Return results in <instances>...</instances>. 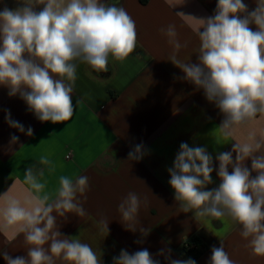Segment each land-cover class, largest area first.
<instances>
[{
	"label": "clouds",
	"instance_id": "1",
	"mask_svg": "<svg viewBox=\"0 0 264 264\" xmlns=\"http://www.w3.org/2000/svg\"><path fill=\"white\" fill-rule=\"evenodd\" d=\"M43 5L37 10V6ZM177 16L198 22L197 63L184 62L178 52L181 43L174 24L160 31L168 38L173 51L170 62L182 70L183 79L204 91L209 102L223 115L218 129L224 137H234L237 129L264 116V0L248 11L243 0H217L214 15L197 19L183 12ZM255 25L254 31L250 25ZM202 29V30H201ZM137 45L136 24L122 6L101 0H22L21 6L0 10V86L8 95L24 100L41 122L69 121L75 112L72 93L77 79V62L95 72H106L111 57L123 62ZM91 75V74H90ZM10 127L24 132L23 125L6 116ZM32 136L31 127L27 129ZM18 141L12 136L11 142ZM43 142V141H41ZM143 145H136L128 160L139 161ZM235 153V160H233ZM251 159V169L245 161ZM219 186L213 183V157L205 147L180 144L173 167L168 169L169 184L181 212L207 221L228 218L240 227L254 256H264V135L254 132L232 150L217 155ZM40 163L50 165L47 156ZM231 167V172H229ZM256 172L253 177L252 172ZM44 172H39L43 177ZM23 195H10L11 188L0 195V232L23 234L26 256L12 258L3 253L6 264H102L89 244L79 236H64L58 229L57 216L74 213L87 215L78 194L89 190V177H59L55 193L45 191L46 183L31 167L23 181H16ZM140 196L129 192L119 203L122 220L138 223ZM57 216H54L53 213ZM108 232L107 220H101ZM128 230L136 231L134 227ZM142 233L149 230L140 228ZM47 245V246H46ZM158 255H163L161 251ZM167 258V257H166ZM113 264H159L147 249L130 254L121 250ZM170 264H196L193 259L170 260ZM209 264H236L225 251L223 242L213 246Z\"/></svg>",
	"mask_w": 264,
	"mask_h": 264
},
{
	"label": "crops",
	"instance_id": "2",
	"mask_svg": "<svg viewBox=\"0 0 264 264\" xmlns=\"http://www.w3.org/2000/svg\"><path fill=\"white\" fill-rule=\"evenodd\" d=\"M21 2L0 0V10L5 6L15 9ZM101 2L124 7L134 19V52L123 62L110 57L106 72H95L77 62L72 93L75 112L67 122L39 121L19 94L10 97L8 88L0 86V195L12 186L9 194L22 196L27 185L22 188L16 181H23L29 167L46 183L45 191L50 193L59 187L60 176L87 175L89 190L78 194L87 215H53L57 216L61 234L79 236L101 255L102 264H113L122 249L130 254L147 249L159 264H170V260H185L184 244L189 241H196L202 248L196 264H209L212 247H219L221 241L236 264H264V256L252 254L240 235V227L230 219L205 221L195 218L193 212H181L169 184L168 169L173 167L182 142L190 147H205L213 157V183L206 187L211 190L220 183L217 155L231 151L237 139L243 141L251 132L258 137L264 135V116L258 115L247 126L238 128L234 137H224L218 129L222 113L206 99L202 89L183 79L182 70L169 60L173 48L160 29L174 24L179 41L187 42L178 58L197 63L199 40L195 30L199 24L176 13L207 18L214 15L217 0ZM243 2L248 11L256 7V0ZM42 7L37 6V10ZM250 27L256 30L254 24ZM8 114L23 125L24 132L9 126ZM29 127L32 136L26 134ZM12 136L18 141L12 143ZM141 144L142 159L128 160L129 152ZM42 156H47L51 164L40 163ZM245 166L251 169V159L245 161ZM129 192L137 193L141 199L138 223H125L118 211ZM102 219L108 222V232L100 223ZM129 226L136 231L128 230ZM140 228L149 231L142 233ZM161 251L163 255H158ZM4 252L12 258L26 256L23 234L13 237L0 232V264H6Z\"/></svg>",
	"mask_w": 264,
	"mask_h": 264
},
{
	"label": "trees",
	"instance_id": "3",
	"mask_svg": "<svg viewBox=\"0 0 264 264\" xmlns=\"http://www.w3.org/2000/svg\"><path fill=\"white\" fill-rule=\"evenodd\" d=\"M202 254V248L196 241H189L187 246H184L183 256L184 259L197 260Z\"/></svg>",
	"mask_w": 264,
	"mask_h": 264
},
{
	"label": "built area",
	"instance_id": "4",
	"mask_svg": "<svg viewBox=\"0 0 264 264\" xmlns=\"http://www.w3.org/2000/svg\"><path fill=\"white\" fill-rule=\"evenodd\" d=\"M188 245V242L184 244V246H187Z\"/></svg>",
	"mask_w": 264,
	"mask_h": 264
}]
</instances>
